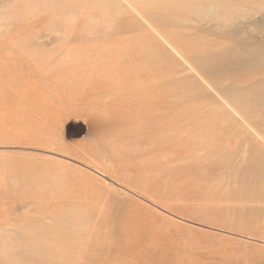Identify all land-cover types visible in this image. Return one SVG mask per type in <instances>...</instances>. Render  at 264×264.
Masks as SVG:
<instances>
[{
  "label": "rangeland",
  "instance_id": "obj_1",
  "mask_svg": "<svg viewBox=\"0 0 264 264\" xmlns=\"http://www.w3.org/2000/svg\"><path fill=\"white\" fill-rule=\"evenodd\" d=\"M0 263L264 264V0H0Z\"/></svg>",
  "mask_w": 264,
  "mask_h": 264
},
{
  "label": "bare ground",
  "instance_id": "obj_2",
  "mask_svg": "<svg viewBox=\"0 0 264 264\" xmlns=\"http://www.w3.org/2000/svg\"><path fill=\"white\" fill-rule=\"evenodd\" d=\"M192 2L195 1V0H191ZM7 262L9 261V259H5ZM10 262V261H9ZM1 264V263H0ZM8 264H11V263H8Z\"/></svg>",
  "mask_w": 264,
  "mask_h": 264
}]
</instances>
